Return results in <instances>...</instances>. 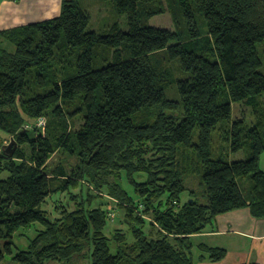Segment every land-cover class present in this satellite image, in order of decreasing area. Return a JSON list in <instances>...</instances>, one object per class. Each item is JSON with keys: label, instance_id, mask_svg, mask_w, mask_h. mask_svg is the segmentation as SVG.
Returning <instances> with one entry per match:
<instances>
[{"label": "trees", "instance_id": "16d2710c", "mask_svg": "<svg viewBox=\"0 0 264 264\" xmlns=\"http://www.w3.org/2000/svg\"><path fill=\"white\" fill-rule=\"evenodd\" d=\"M106 1L126 30L87 31L79 0H61L58 16L0 31V264H195V251L219 262L225 249L192 236L231 211L264 218V0ZM164 2L173 31L147 23ZM236 103L249 124L232 121ZM218 127L244 159L213 154ZM59 150L75 166L49 167ZM197 177L205 204L187 184ZM103 191L123 212L110 237ZM34 224L13 254L15 232Z\"/></svg>", "mask_w": 264, "mask_h": 264}, {"label": "rangeland", "instance_id": "374dc122", "mask_svg": "<svg viewBox=\"0 0 264 264\" xmlns=\"http://www.w3.org/2000/svg\"><path fill=\"white\" fill-rule=\"evenodd\" d=\"M80 6L86 10L89 14L90 21L89 25L87 27V31H95L98 33H106L108 31L109 26H111L113 23H118L122 30L127 29V19L125 15H121L116 11L115 5L111 1L106 0H79ZM163 6V12L159 13L157 15L152 16L148 20V25L159 27V28H166L169 30H174L175 25L172 18V11H173V4L171 2H164L162 3ZM175 7V6H174ZM195 19L197 24L200 22L203 23V16L202 14L194 9L193 10ZM167 53V52H166ZM262 61L263 57L261 55ZM172 63L169 61L168 63H165L166 65ZM176 66H178V62H175ZM175 66V65H174ZM175 66V67H176ZM261 72L264 73V66L261 68ZM184 77H188V75H184ZM166 96L169 99H179L178 92L176 89V86L173 85L171 88L166 90ZM236 119H244L247 124H249L252 121V115H251V109L248 107H244L241 103H236L232 105V121ZM77 125V123H76ZM193 142H197V133L193 136ZM212 152L215 156H218L220 154H228L230 161L240 160L244 159V153L238 152V153H230L229 151V144L228 141H226V137L224 133L220 130L218 127L217 130H215L212 134V144H211ZM58 164H63L66 166L67 170L71 169L72 166H75L76 162L74 159L69 158L64 152L61 150L57 151L54 155L51 156V159L49 161V167L53 168L57 166ZM260 167L264 169V153L261 157V163ZM196 177V176H193ZM188 187L193 188L195 193L197 194L198 200L205 204L206 199L203 196V189L199 185V178H194L190 182L187 181ZM126 190L129 192L131 191V186L126 184ZM124 186V187H125ZM78 190H75L76 193ZM92 192V191H91ZM87 193V190H83V196ZM93 193V192H92ZM94 194V193H93ZM100 194V193H99ZM102 196L98 197L97 200L95 199L94 204L95 206L103 205L104 209L109 210V218L110 222L108 223V227L106 230V234L110 237V227L112 228H123V225L121 226L120 221L123 212L118 210L116 208V204L109 198L106 197L105 192H101ZM186 197V195H184ZM69 198V195H65L64 198L60 197V201H65ZM56 198H54L55 200ZM57 200V199H56ZM52 201H50L45 208L47 210H52L51 205ZM42 227L39 224H34L30 226L29 228H20L18 231L15 232L13 241H14V247H13V254H15L18 250H26L29 247L30 241L34 239L38 231ZM5 262H13L10 255H5ZM54 264H60V263H54ZM74 264H89V259H77L75 260Z\"/></svg>", "mask_w": 264, "mask_h": 264}, {"label": "crops", "instance_id": "0c3cea01", "mask_svg": "<svg viewBox=\"0 0 264 264\" xmlns=\"http://www.w3.org/2000/svg\"><path fill=\"white\" fill-rule=\"evenodd\" d=\"M60 6L61 0H0V31L54 18ZM192 240L195 246L226 250L224 259L215 263L199 260L195 251V264H264V218L252 217L247 208L218 215L211 229L192 236Z\"/></svg>", "mask_w": 264, "mask_h": 264}, {"label": "built area", "instance_id": "2783aa9c", "mask_svg": "<svg viewBox=\"0 0 264 264\" xmlns=\"http://www.w3.org/2000/svg\"><path fill=\"white\" fill-rule=\"evenodd\" d=\"M45 126V120L44 119H39L38 122H37V127L40 128L41 130H43Z\"/></svg>", "mask_w": 264, "mask_h": 264}, {"label": "water", "instance_id": "95a60500", "mask_svg": "<svg viewBox=\"0 0 264 264\" xmlns=\"http://www.w3.org/2000/svg\"><path fill=\"white\" fill-rule=\"evenodd\" d=\"M14 143V142H13ZM14 145H15V143H14ZM11 154H12V152H11Z\"/></svg>", "mask_w": 264, "mask_h": 264}]
</instances>
